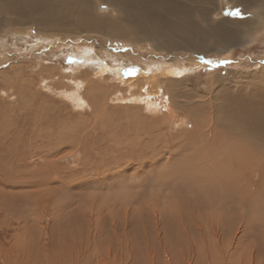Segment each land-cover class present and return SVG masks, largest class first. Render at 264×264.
Returning <instances> with one entry per match:
<instances>
[{
    "label": "rangeland",
    "instance_id": "rangeland-1",
    "mask_svg": "<svg viewBox=\"0 0 264 264\" xmlns=\"http://www.w3.org/2000/svg\"><path fill=\"white\" fill-rule=\"evenodd\" d=\"M205 1L201 0L198 4L207 6L215 2ZM220 4V14L217 18L235 20L236 13L232 4L226 0H222ZM128 13L123 10L117 11L115 8L108 9L103 4L97 8L95 17H102L104 20L114 14L112 18L116 19L115 21L119 19L123 26L126 25L133 30L132 20H125V14ZM239 20H243V17ZM158 21L160 23V20ZM192 21L200 29L206 26L199 14L194 13ZM22 23L25 22L20 21L16 25L8 21L0 22V250L6 253L3 259L7 258L10 251L26 249L27 247L19 245L28 242L30 238L36 248L41 250L43 257H50L52 255L49 251L52 249L50 245L59 238L61 232L59 227L62 228L63 225L68 227L67 222H73L70 231L99 227L111 233L116 217L111 212L117 211L114 209L115 204L123 200L124 204L121 205L123 207L126 205L125 209L128 210L124 211L127 215L125 220L127 228L132 230L138 226L140 229L138 238L128 239V247L140 243L144 247L163 246L169 250L168 244L178 243L176 251L180 257L186 259L188 257L186 244H191L190 248L195 250L197 257L203 258L205 264L215 262L221 264L225 259L229 262L233 254L235 256L232 261L237 262L245 257L250 264L258 263L264 252V248L258 245H263L264 241L255 238L254 229L258 218L264 217V214H249L238 207H233L232 209L242 216L237 219L235 225H232L225 220L222 222L223 211L242 199L228 201L216 197H198L191 195L187 189L182 190L183 192H174L177 189L176 184L180 187L182 183L180 180L191 178L184 175L187 170L182 167L191 169L187 165L195 162L192 160L198 163L205 160L207 162L211 154L208 143L201 142V133L194 132L192 121H187L186 126L175 122L179 119V114L176 115L177 106L172 105L169 97L174 99L180 97H177L170 87L167 88L168 95H164L162 87L160 92L155 91L153 101L150 99L147 101L146 92L150 87L147 83L142 86L144 96L132 101L129 86L124 85L121 80L128 82L142 79L144 77L142 73L151 75V71H155L153 63L156 61L171 63L174 61L196 69L188 73L184 79L174 80V85L178 86L172 87L180 96L186 90L192 95L198 93L208 96L212 90L218 93L224 88L239 84L244 89L246 86L247 89L258 87L264 90V33L251 43L242 37L233 43L234 45H220V49L219 44L211 41L207 48L209 51L197 52L190 49L191 45L185 44L179 37L171 34L161 38L172 40L170 45L165 44L167 46L163 49L160 48L161 39L143 40L134 33L127 34L129 41L103 38L101 37L103 34L100 33L103 31L84 29L80 20L74 30L67 32L65 24L59 28L61 31L39 33L37 24L29 23V26H24ZM159 23L154 20L152 25L156 26ZM84 33H90L95 38L85 36ZM60 35L81 37L74 39L71 36ZM151 45L162 51L154 50ZM99 61L106 69L102 73H98ZM129 61L133 63H128ZM87 68H92V73L98 76H95V80L100 78L102 82L96 83V87H87L86 91L85 87L81 89L88 103L79 107L77 101L73 102L68 98L70 93L66 91L75 88L76 76ZM114 77H118L119 81L113 79ZM141 82L143 83L140 80ZM154 87L159 89L161 86L157 82ZM120 97H124L125 100L122 102ZM208 99L209 96L206 97V100ZM198 124L200 127L201 121ZM215 129L218 128L215 126ZM133 137L134 140H131ZM194 139H197L196 142ZM114 140L137 143V150L140 152L136 154L140 157L137 158L140 165L131 163L134 160L130 159L128 151H125L122 153L124 154L122 157L126 156L121 159L124 165L121 170L125 173L130 172L125 179L113 183L107 179L105 170L93 171V175L101 173V176L92 178L91 172L84 171L82 162L87 158L97 159L99 156L92 157L91 153H88L89 149L91 151L93 146L100 147L103 163L112 165L116 159L112 152ZM44 142L49 144L47 148L52 149L53 153L45 149L40 157L47 159L48 163L52 161L54 165L36 168L33 163L39 160L38 157H32L33 152L36 149L41 151ZM162 143L165 147L169 146L163 148ZM190 154L196 158L193 159ZM96 159L95 163L92 162L93 166L98 163ZM165 161H169L170 166ZM177 161L184 164L180 165ZM160 164H166V167L163 166L162 169ZM139 169L140 181H135L131 173ZM243 182L249 186V191L264 190V169L261 180L250 178ZM110 187L121 189L116 191ZM125 190L127 191L124 192ZM170 190H173L174 194L170 193L172 192ZM256 196L252 198L255 199ZM96 206L99 208L95 211ZM91 211H95L94 214ZM90 213L94 218L93 225L89 221ZM76 215L78 224L75 221ZM66 217L69 219L65 223ZM40 223L43 225L40 226ZM166 229L171 233H167ZM214 231L221 237L220 244ZM177 232H182L185 237L179 240ZM28 234L29 237L26 236ZM184 238L186 244L183 243ZM223 247L226 248L225 259L218 253ZM173 263L176 264L175 261Z\"/></svg>",
    "mask_w": 264,
    "mask_h": 264
},
{
    "label": "bare ground",
    "instance_id": "bare-ground-1",
    "mask_svg": "<svg viewBox=\"0 0 264 264\" xmlns=\"http://www.w3.org/2000/svg\"><path fill=\"white\" fill-rule=\"evenodd\" d=\"M200 1L201 0H0V22L8 21L10 24L16 25L19 24L20 21H24L25 23H22L24 26H29V23H35L38 25V32L45 33L46 31L53 30L61 31L59 28L64 24L66 32L67 30H74L78 25V21L80 20V22L84 25L82 26L84 29L89 31L96 29L98 32L103 31L105 34L100 32L103 35L98 36L110 39L112 41L121 39H125L124 41H129L127 39V34L130 33H134L138 37L141 36L143 40H145V38H150L151 40L161 39L164 35L171 34L179 37L181 41L185 42V44L188 43V45H191L190 49H195L197 52H201L203 50L207 51V48L210 46L209 42L211 41L215 42V44H219L220 49V45H231L239 41L242 37L246 38V40L251 43L252 40H255L262 33H264V3H261L264 2V0H226L229 2V4H232L231 6L236 13L235 20L232 18H217L218 14H220V3L222 0H215V2L213 1L207 6L202 4L200 6L198 4ZM207 1L209 3L212 0ZM103 4L108 9L115 8L117 11L123 10L125 12H129L128 14H125V20H132L133 30L128 28L126 25L123 26V22H120L119 19H117L119 22L115 21L116 19L114 20V18H112L114 14H111V16H108L104 20L102 17L96 18V10ZM254 9H257L258 11L255 12ZM194 13L203 17V22L206 23L205 27L200 29L198 28L197 24V27L194 25V22L192 21V16ZM40 15L43 17L39 18ZM240 17H243V20H239ZM157 19L160 20V23ZM154 20H156L159 24L153 26L152 22H154ZM60 36H71L74 39L81 37V35ZM85 36L92 37V39L95 38L94 35L90 33H86ZM171 41V39H161L160 48L165 49L164 46H167L165 44L170 45ZM131 45L135 46L134 43H131ZM151 46L154 50L162 51L161 49H157L154 45ZM131 59L133 60V58ZM128 63L133 62L129 61ZM153 64L155 66V71L153 72L152 70L150 73L151 75L142 73L144 75L142 79L128 82L121 80L124 85L129 86L130 97L132 98V101L136 98H142L144 96L142 94V86L146 85L147 83L150 84L149 90L146 92L147 96L145 95L147 97V101L148 99L153 101L152 96L155 94V91L160 92L162 87L165 91L164 95H168V87L172 88V92L176 94L177 97H180L179 99L169 97L172 105L175 104L177 106L175 111L176 115L179 114V119H176L175 122H177V124H181L182 126H186L187 121H192L194 132L196 134L201 133V142H207L211 152L209 161L207 162L205 160L198 163L196 160H192L195 162H193V164L191 163L192 165L190 163L187 165L191 167V169H186L187 167L184 168L183 165V167L180 166L187 170V172L183 171L184 175L191 176V178L189 177V179L185 176V179L180 180L182 183L180 187H178L179 185L176 184L177 189L173 187L175 189L174 192H183L182 190L187 189L191 195H196L198 197H216L228 201L242 199L241 201L234 203L231 208H226L223 211L222 222L225 220L232 225H235L238 222L237 219L242 216V214L235 212L232 209L233 207H238L245 213L249 214H264V190L258 189L256 192L249 191V186L243 182L250 180V178L252 180L262 179V169H264V90L259 89L258 87L247 89L246 86L244 89L239 84L238 86L236 85L233 87L224 88L218 93H216L215 90H212V93H209L208 95V100H206V97H208L207 95H200L198 93H194L192 95V93H188V90L183 91L184 94L182 93V96H180V93L174 89L178 86L174 85V80L184 79L188 73L191 71H196V69L191 68L192 66L175 63L174 61L172 63L169 61H156ZM97 67L99 71L98 73H102L106 70L105 66L102 65L100 61ZM128 68L131 67L128 66ZM77 69L80 70V68ZM95 76L97 75L92 73V68H87L86 70L81 71L80 74L76 76V81L74 83L75 88L66 91V93H70L68 98L73 102L77 101L79 107H83V105H87L88 103V100H86V98L82 95L81 89L85 87L86 91L88 90L87 87H96V83L100 84V82H102L100 78L95 80ZM113 79L118 80L119 78L114 77ZM140 80L143 81V83L141 82L142 84L140 83ZM157 82L158 85L161 86L159 89H155L154 87V84ZM172 86H174V88ZM229 88L232 91L229 90ZM95 96L96 95H94V97ZM90 97L92 98L91 95ZM120 100L123 102L125 99L124 97H120ZM183 100H186L187 102H183ZM173 118H175V115ZM198 119L201 121L200 127L198 124L200 121ZM202 122H204V124H202ZM215 126L218 129H215ZM134 138L135 137H133L131 140H134ZM196 140L197 139H194L193 141L196 142ZM128 142L114 140L112 152L116 159H114V161L112 160L114 162H112V165L109 163H103L104 158L99 152L100 147L93 146L91 151L89 149L88 153L90 152L92 157L99 156L97 159L95 158L98 163L93 166L92 162L95 163V159L93 160V158H91L89 160L87 158L84 162H82L83 168L85 169L84 171L92 173L96 170H105L107 173V179L113 183L115 181L125 179L130 172L125 173V171L121 170V168L124 167V165H122L121 159L126 156L125 155L122 157V155H124L122 153L128 151L130 159L134 160L131 161V163L140 165V162L137 160V158L140 159V157L136 154L140 152V150H137L138 144L135 142ZM44 146L41 151H39L40 149H36V151L33 152L34 155L32 157H38L39 160L37 163H33L35 164L34 167L36 168H42L40 166L54 165L51 163L52 161H50V164L48 163L47 159L40 157L41 152H44L45 149H47L48 152L53 153L52 149L47 148L49 147L47 142H44ZM168 146L169 145L166 147ZM166 147L164 145L163 148ZM54 150L57 151V149ZM161 150L163 151L162 148ZM169 151H171V149H169ZM167 154L170 155V153ZM191 155L193 156V154H190V156ZM180 157H178V159ZM194 158L196 157L193 156V159ZM174 159L177 160V158ZM81 160H83V158H81ZM169 161L165 162L169 164ZM178 163L180 165L184 164L180 162ZM149 165L150 164H148V166ZM165 165L166 164H160L159 166L163 169V166ZM168 166H170V164ZM65 174H67V172ZM131 174L135 181H140V169L139 171L136 170ZM96 176L99 178L101 173L99 175L94 174L92 178L96 179ZM157 181H159V179ZM113 183H111V185ZM111 188L113 187H110V189ZM113 189L116 191L120 190H117L116 188ZM126 191L127 190L124 192ZM170 191H172L170 193H173V190ZM167 193H169V191ZM254 195H257L255 199L252 198ZM121 204H124L123 200L121 203L115 204L114 209L117 211L111 212V214L113 213L112 215L116 216L114 220L115 226H113L114 228H112L113 231L111 233H109V231L106 232L99 227L95 229H82L77 232L73 230L70 231V226L73 222H67L68 227L64 225L62 228L59 227V229H61L59 238L57 240L55 239L56 241H53L50 245V248H52L49 249V251L52 253L50 257H43L41 250L36 248V245L34 242H32L33 240L30 238L28 242H24L19 245L27 247L26 249L10 251L7 254L6 259H3L6 253L0 250V264H174L173 261H175L176 264H205L203 258L197 257L195 250L190 248L191 244H186L187 241L185 238L183 243L185 242L188 248V257L186 259L180 257L179 252L176 251L178 243L168 244L167 246L169 250L163 246L154 247V245H147L144 247L140 245V243L131 244V246L128 247V239L138 238L140 236V229L138 226L132 228V230L127 228V224L125 222L127 215L126 212H124L127 209H125L126 205L123 207ZM82 206L84 208V205ZM98 208L99 207L96 206L95 211ZM94 212L92 213L94 214ZM69 214L70 212H68L67 215ZM88 215L90 216L89 221L93 225V215L91 213ZM69 217L65 218V223ZM77 217L78 215H76L75 221L78 224ZM84 223L86 225V221H84ZM42 225L43 224L40 223V226ZM38 226L39 224L36 227L38 228ZM32 230H34V227ZM166 232L171 233L167 229ZM191 234L192 236L194 235L193 232H191ZM214 234L216 235V238L220 244L221 237L218 236L216 231H214ZM254 235L257 240L264 241V217L258 218L257 225L254 229ZM26 236L29 237V234ZM177 237L179 240H181L183 237H185V234L182 232H177ZM258 247L264 248V243L263 245H258ZM32 252L35 255L32 254ZM225 252V247L218 251V253L222 254V259H225ZM201 256L203 257V254H201ZM234 256L235 254L231 255L229 262H227L225 259V261H223L221 264H250L245 257L241 258L237 262L232 261L231 259L234 258ZM214 264L219 263L215 262ZM251 264H264V252L260 256V261L258 263L256 262Z\"/></svg>",
    "mask_w": 264,
    "mask_h": 264
},
{
    "label": "snow or ice",
    "instance_id": "snow-or-ice-1",
    "mask_svg": "<svg viewBox=\"0 0 264 264\" xmlns=\"http://www.w3.org/2000/svg\"><path fill=\"white\" fill-rule=\"evenodd\" d=\"M238 14V13H237Z\"/></svg>",
    "mask_w": 264,
    "mask_h": 264
}]
</instances>
